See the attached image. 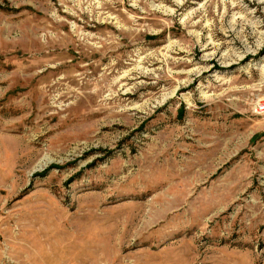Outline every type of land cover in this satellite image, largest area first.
<instances>
[{
	"label": "rangeland",
	"instance_id": "374dc122",
	"mask_svg": "<svg viewBox=\"0 0 264 264\" xmlns=\"http://www.w3.org/2000/svg\"><path fill=\"white\" fill-rule=\"evenodd\" d=\"M264 0H0V264H264Z\"/></svg>",
	"mask_w": 264,
	"mask_h": 264
},
{
	"label": "built area",
	"instance_id": "2783aa9c",
	"mask_svg": "<svg viewBox=\"0 0 264 264\" xmlns=\"http://www.w3.org/2000/svg\"><path fill=\"white\" fill-rule=\"evenodd\" d=\"M255 113L262 115L264 114V103H258L255 107Z\"/></svg>",
	"mask_w": 264,
	"mask_h": 264
}]
</instances>
